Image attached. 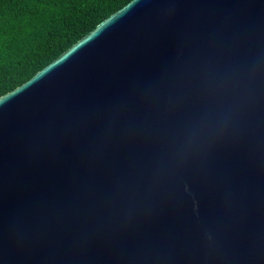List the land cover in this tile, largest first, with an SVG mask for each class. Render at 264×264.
<instances>
[{
  "label": "water",
  "instance_id": "water-1",
  "mask_svg": "<svg viewBox=\"0 0 264 264\" xmlns=\"http://www.w3.org/2000/svg\"><path fill=\"white\" fill-rule=\"evenodd\" d=\"M0 264H264V0H131L0 96Z\"/></svg>",
  "mask_w": 264,
  "mask_h": 264
},
{
  "label": "trees",
  "instance_id": "trees-1",
  "mask_svg": "<svg viewBox=\"0 0 264 264\" xmlns=\"http://www.w3.org/2000/svg\"><path fill=\"white\" fill-rule=\"evenodd\" d=\"M131 0H0V96Z\"/></svg>",
  "mask_w": 264,
  "mask_h": 264
}]
</instances>
